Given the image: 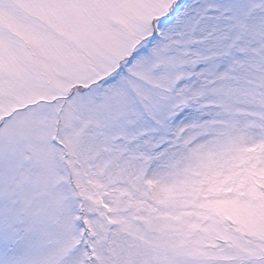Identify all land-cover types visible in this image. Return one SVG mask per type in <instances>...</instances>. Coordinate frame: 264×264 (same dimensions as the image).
<instances>
[{
    "label": "snow or ice",
    "instance_id": "obj_1",
    "mask_svg": "<svg viewBox=\"0 0 264 264\" xmlns=\"http://www.w3.org/2000/svg\"><path fill=\"white\" fill-rule=\"evenodd\" d=\"M0 264H264V0H0Z\"/></svg>",
    "mask_w": 264,
    "mask_h": 264
}]
</instances>
